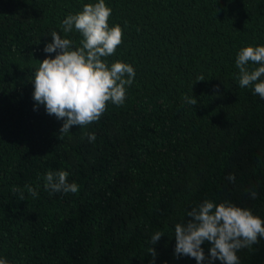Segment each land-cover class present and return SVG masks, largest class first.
Here are the masks:
<instances>
[{"label": "trees", "instance_id": "obj_1", "mask_svg": "<svg viewBox=\"0 0 264 264\" xmlns=\"http://www.w3.org/2000/svg\"><path fill=\"white\" fill-rule=\"evenodd\" d=\"M98 2L0 0V259L153 264L162 232L154 264H197L174 255L192 208L228 202L264 220V99L240 87L236 66L241 49L264 46V0H105L124 33L107 63L130 64L135 79L123 105L59 138L64 121L33 99L35 72L53 31L81 46L63 21ZM49 171L79 191L47 190ZM237 256L264 264V238Z\"/></svg>", "mask_w": 264, "mask_h": 264}, {"label": "clouds", "instance_id": "obj_2", "mask_svg": "<svg viewBox=\"0 0 264 264\" xmlns=\"http://www.w3.org/2000/svg\"><path fill=\"white\" fill-rule=\"evenodd\" d=\"M112 9L105 0L95 4H85L83 10L69 15L63 21V31L68 34L75 29L82 36L81 46L73 48V41L61 38L53 31L52 42L44 47L48 58L39 63L34 77L33 99L37 106L43 105L46 113L64 121L59 129V138L70 132L73 126L86 127L98 122L107 110L109 102L117 106L126 100V86L134 82V68L122 61L109 66L107 58L113 56L123 43V30L120 25L109 26ZM56 53L55 58L50 54ZM259 65L254 69L249 63ZM236 66L239 69L240 87H253L254 94L264 99V46L245 47L240 50ZM204 77H198V82ZM190 105L195 106V98L185 97ZM90 142L96 140L94 133L86 134ZM66 171H49L45 176V188L52 193H77L78 185L68 182ZM235 181V176L228 177ZM29 192L35 196L34 189ZM253 199L257 193L251 192ZM185 223H177L174 228L176 241L174 255L187 256L197 264H239L237 252L258 243L264 238V220L254 215L251 210L243 209L231 203L216 204L205 200L192 208ZM164 236L156 232L151 237L153 247L149 255L153 264L157 257L155 245ZM210 245L206 256L202 245ZM0 264H8L0 259Z\"/></svg>", "mask_w": 264, "mask_h": 264}]
</instances>
